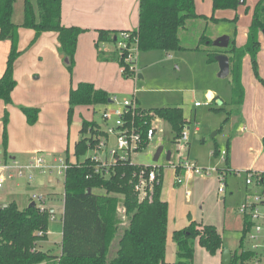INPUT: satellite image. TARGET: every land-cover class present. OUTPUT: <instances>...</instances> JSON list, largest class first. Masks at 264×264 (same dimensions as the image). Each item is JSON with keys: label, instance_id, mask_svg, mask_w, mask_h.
<instances>
[{"label": "trees", "instance_id": "1", "mask_svg": "<svg viewBox=\"0 0 264 264\" xmlns=\"http://www.w3.org/2000/svg\"><path fill=\"white\" fill-rule=\"evenodd\" d=\"M14 2L15 0H0V40L9 42L4 69L0 75V100L5 104L12 102L11 91L16 85L13 71L14 62L21 53L17 47L19 27L34 31L29 46L41 33L55 32L59 43L58 53L70 72L75 65L78 36L85 31L78 26L61 24V0H23L20 23L13 20ZM239 3L240 0H211L213 11L235 10ZM198 17L201 15L195 10L194 0H138V25L136 29L130 30V34L137 36L140 51L154 49L170 52L183 48L179 43V30L185 26L187 20ZM210 19L217 21L213 16ZM225 20L234 25L232 33L229 34L228 46L215 47L216 49L207 55L209 62L217 61L216 56L220 54L229 58L228 76L232 84V93L237 97L238 110L243 100L241 68L245 55H249L253 71L264 85V80L258 77L256 70L257 53L260 48L259 33L264 31V0H257L253 6L244 44L239 46L235 44L237 16ZM119 31L97 29L96 47L100 59L107 60L108 57L104 56L105 51L99 44L114 45L115 36ZM199 40L206 42L207 45H212L213 41L205 34H202ZM113 53H117V50L111 54ZM117 60L122 62L119 58ZM108 100L109 94L105 90L95 88L90 82H79L68 92V116L75 107L103 106ZM19 108L29 125L36 122L39 108L28 106ZM137 110L143 113L144 108L137 106ZM152 110L169 124L172 136L176 139L186 123L183 109L173 106L157 107ZM130 112L127 116L129 122L133 120ZM8 114V110L4 109L1 142L4 155L8 141ZM138 116L135 115L134 124L139 122ZM100 133L103 134L96 121L82 120L79 136L73 148V155L78 162L67 168L63 181L60 252L54 254L41 248V242L47 239L49 231V208L41 211L38 203L30 206L31 201L26 206L19 207L15 199L8 198L4 202L6 205L0 207V264H165L168 207L167 202L161 198L162 183L154 187L151 199L139 201L129 181V175L136 168L135 165L117 163L108 178L95 175L86 177L91 167L86 158L82 161L80 158L85 155L88 146L96 142L93 136ZM262 143L264 148V138ZM218 152L219 149L214 148L213 153ZM7 158L5 156V159ZM66 160L69 161L68 156ZM228 166L227 150L222 167L227 173ZM96 189L103 192L95 191ZM118 195H122L121 203L127 216L120 230L117 228L120 222L117 215ZM248 231L249 222L245 217L242 218L238 247L232 254L230 264H249L253 258L254 254L245 249L242 243ZM115 237L117 248L109 257L110 243ZM171 239L175 243L177 257L173 264H193L196 241L210 254H215L222 248V238L214 225L202 224L199 227V224L190 221V218L185 227L172 232Z\"/></svg>", "mask_w": 264, "mask_h": 264}, {"label": "rangeland", "instance_id": "2", "mask_svg": "<svg viewBox=\"0 0 264 264\" xmlns=\"http://www.w3.org/2000/svg\"><path fill=\"white\" fill-rule=\"evenodd\" d=\"M255 2L256 0H243V3H239L235 10L221 9L212 12L210 0H194L195 10L201 17L187 20L185 26L179 30V43L183 48L170 52L154 49L139 50L136 52L135 72L126 71L125 74H120L118 72V68L121 66L119 60H107L110 62L97 65L91 61L86 53L78 57V62L75 59V65L70 72L61 58L68 75L70 87L74 86L79 78H94L96 83H102L106 86L109 98L116 96L119 100H124L139 97L141 103L148 107L139 106L138 102H136V105L144 108L147 112L149 111L154 117H158V115L152 109L157 107L179 106L183 109L186 121L184 126L188 127L187 144L179 146L174 141L171 128L164 120L161 123L165 129L164 134L155 139L151 146L131 158V162L136 164L161 165L163 170L161 197L166 200L173 198L177 202V207L171 208V215L172 217L175 216V221L168 227L166 247L167 244L172 243V226L182 227L186 222L189 223V219L186 218L187 213H190V221L196 220L205 224H213L221 234L224 249L232 251L231 257L238 247L242 213L237 206L242 202L241 198L245 187L244 166L255 158L258 162L256 167L260 168L258 170H264V152H262L260 146V137L264 134V97L258 99L254 105H252L253 102H248L247 107L252 118L248 124L246 122L243 128H240L238 123L240 117L238 115L242 116L243 119L246 115L244 112L237 113V97L232 93L230 77L220 78L218 76V62L208 61L207 54L220 47L207 45L206 42H200L199 38L202 34L215 39L224 32L232 33L234 25L229 24L224 17H234L236 15L237 22L235 26L238 30L234 37L239 43H244ZM22 6L23 0H15L14 21L22 18ZM211 16L217 18V21L211 20ZM8 47L7 40H0V66L5 65L6 58L4 57L8 52ZM95 60L98 62L103 61L96 56ZM36 62L37 58L35 60L31 59L29 65H34ZM246 63L247 76L250 79L253 78L255 83L259 85V89L264 93V85L255 75L249 56ZM256 70L258 77L264 78V62L257 61ZM139 75L141 77H138ZM210 89L216 92L215 94L222 99V102L218 103L213 100L208 104L194 106L195 101L202 103L207 101V92ZM68 92L69 89L67 99ZM103 106L97 105L89 107L90 109L85 106L75 107L70 116H68L66 108L65 141L67 143L65 149L60 152H36L35 154L45 155L49 163H52L54 158L66 156H68L69 161H74L76 159L73 155L74 141L78 138V129L82 120L89 119L101 124L103 122ZM242 107L241 111H243ZM17 110L20 111V108L17 107ZM10 120L11 115L9 113L7 123L8 140ZM195 127H197V131H195ZM108 142L109 145H113L114 138L110 136ZM159 145L163 146V150L158 160L153 161L154 152ZM214 148H218L219 152L226 148L228 154H230L231 164L235 168V173L228 176L226 183H224L225 188H227L224 200L221 199V194L217 192V186L220 183L217 181L216 172H213L210 176L204 174L184 176L182 183L173 184L174 177L171 165L178 162L179 153L184 158L187 157V159L195 161L199 167L222 168L224 165L222 156L219 152L214 154ZM259 150L262 154L257 157ZM167 151L171 152L170 160H166ZM35 154L33 153V155ZM18 162L24 164L27 161ZM50 175L53 177L51 181L46 180L47 174L45 172H35L34 178L29 181L25 174L20 178L13 179L8 183L6 190H0V202L4 203L12 196L16 199L19 207H24L30 201L35 200L33 195H41L45 205L49 208L52 207L55 212V219L49 223L47 239L41 242V248L58 254L60 252L59 243L61 242L60 217L63 210L64 185L63 177L57 175L56 170ZM38 177L45 178L44 184H39ZM95 191L103 192L101 189ZM118 198L117 215L120 222L117 224V228L120 230L124 226L127 216L124 208H122V195H118ZM242 243L246 249V237ZM116 248L117 237L110 243L109 257L113 255ZM194 248L193 264H222V253L219 251L210 254L198 242H195ZM167 251V254H169V249Z\"/></svg>", "mask_w": 264, "mask_h": 264}, {"label": "crops", "instance_id": "3", "mask_svg": "<svg viewBox=\"0 0 264 264\" xmlns=\"http://www.w3.org/2000/svg\"><path fill=\"white\" fill-rule=\"evenodd\" d=\"M241 1V3H243V0ZM231 18H233V16L224 17V19ZM21 20L22 18L20 20H15V23H20ZM60 22L64 26H78L85 29L84 32L79 34L77 39V45L75 50V59L77 60V62L78 57L82 56L83 53H86L93 63L97 65H102L110 61H116L117 56L116 53L111 54L115 50V44L113 45L109 43H101L99 44V47L101 46L100 48L105 51L104 56L108 57L107 60L110 61L101 59L103 61L98 62L95 60V56L98 57L96 47V40L98 34L97 29H109L118 31L124 29H136L138 25V0H61ZM237 30L238 28L236 27V31ZM223 34H227L229 36L230 41L229 33L224 32ZM17 35V47L21 51V53L14 62L13 73L16 79V85L11 91L12 102L9 104H5L2 100H0V142L3 130L2 116L4 109H7L8 113H10L11 115V120L8 125L9 140L7 141L6 154L4 155L2 149H0V160H4L6 156V158L8 157V159L11 160L28 161L32 156H34L33 153L35 154L36 152L54 153L60 152L65 149V145L67 143L65 141V111L68 107V89H70L71 87H75L79 82H90L93 85H96H94L95 88L103 89L106 92H108V89L102 83H96L94 78H79L78 80H76V84L74 86H69L68 75L65 71V67L61 62V55H59L58 53L57 48L59 43L55 32L47 31L41 33L30 46L29 43L34 37V31L32 29L19 27L17 29ZM259 42L260 48L257 53V61L264 62L263 32L259 33ZM244 43H239L235 37V44L237 46L242 45ZM248 56L249 55H245L243 57L241 68L243 100L237 113L241 114V112H244L246 117L245 119H243L241 118L242 116L238 115L240 117L238 121L240 128H243L246 122L248 124L249 120L252 118L251 113L249 112V108L247 107L248 102H253L252 105H254L256 104L258 99L264 97V93L259 89V85L255 83V80H253V78L250 79L249 76H247L246 74V62ZM4 58H6V56ZM35 58H37V62L34 65L30 66V60H35ZM3 69L4 66H0V75L2 74ZM118 72L121 74L120 68H118ZM261 78L264 80L263 77ZM209 92L211 93L210 95ZM215 93L216 92L210 89L207 92V96H213L215 97L214 101L220 100L222 102V99ZM136 99L139 106L142 105L144 107H148L141 103L139 97H137ZM19 106L39 108L38 117L34 124L29 125L27 123L26 117L23 112L21 110H17V107ZM241 107L243 108V111H241ZM262 135L263 136L260 137V146L262 152H264L262 143L264 134ZM260 152L261 151L259 150L257 153V157L259 154H262ZM257 163V160L254 158L253 160L249 161L244 167L245 169L247 168L258 170L260 168H258V166L256 167ZM228 167L229 173L227 177L230 176L232 173H235V168H233L231 164L230 154ZM227 177L226 181L228 179ZM37 180L39 184H44L45 178L42 179L41 177H38ZM46 180L51 181L52 176L50 174H47ZM226 192L227 188H225V192L221 194L222 200H224ZM245 193L246 187H244V191L241 198L242 200L245 196ZM11 199L15 198L11 196ZM162 199L167 202L168 207V234L169 225L172 222L174 223L175 221V216L172 217L171 215V208L177 207V202L173 198H169L168 200L164 198ZM117 208H119V206H117ZM173 214L175 213L173 212ZM186 218H190V213L186 214ZM194 221L199 225L205 224L196 220ZM187 224L188 223L186 222L182 227L172 226V232L174 230L185 227ZM168 249L170 252L169 254H167ZM223 249L224 246H222V248L218 251L222 253ZM229 251L232 252L231 250ZM175 261L176 246L175 243L172 241V243L167 244L165 250V263L173 264Z\"/></svg>", "mask_w": 264, "mask_h": 264}, {"label": "built area", "instance_id": "4", "mask_svg": "<svg viewBox=\"0 0 264 264\" xmlns=\"http://www.w3.org/2000/svg\"><path fill=\"white\" fill-rule=\"evenodd\" d=\"M137 36L131 35L130 30H120L115 36V48L117 49V59H121L120 72H135L136 52H138ZM214 97L207 96V101L202 103L194 102V106L208 104ZM136 97L131 99L119 100L116 96L109 98L108 103L103 106L102 120L99 124L101 135H94L96 142L89 145L87 152L81 161L86 158L90 164L91 170L86 177L102 176L108 178L114 170L117 163H129L136 168L130 173L129 181L133 193L139 201L151 199L154 193V187L162 181L163 170L158 164H136L131 162V158L140 151L152 145L155 139L164 134L165 129L161 124L164 122L160 116L154 117L149 111L139 112L136 105ZM134 120L135 115H139L137 124L130 122L127 116ZM142 115V117H141ZM197 127H195V131ZM188 127H183L180 135L174 140L180 145L188 143ZM114 138L113 145H109V137ZM178 150V148H177ZM220 155L224 162L227 150H220ZM171 158V157H170ZM170 160V159H169ZM78 160L67 161L66 157L54 158L49 163L43 154H35L26 163H20L16 160H0V190H6L8 183L13 179L26 175L28 181L34 178L35 172L51 174L56 170L57 175L65 177V172L71 164H77ZM173 169L174 184L182 183L184 176L201 175L210 176L216 172L218 194L225 192L224 183L228 173L222 168H202L195 161L184 158L178 154V162L171 165ZM244 183L246 187L245 196L238 206L242 213V218H247L249 222V231L246 234L247 249L254 255L249 264H264V170L245 169ZM53 178V177H52ZM188 193V192H187ZM34 202L38 203L42 211L49 206L41 195H33ZM51 208V207H50ZM49 208V209H50ZM61 218V217H60ZM55 219V212L50 213L49 222ZM61 222V219H60ZM61 225V223H60Z\"/></svg>", "mask_w": 264, "mask_h": 264}, {"label": "water", "instance_id": "5", "mask_svg": "<svg viewBox=\"0 0 264 264\" xmlns=\"http://www.w3.org/2000/svg\"><path fill=\"white\" fill-rule=\"evenodd\" d=\"M242 1L240 0V3ZM229 43V36L227 34H223L220 35L218 37H216L213 41H212V45L216 46V47H221V48H225L228 46ZM217 62H218V66H219V72H218V76L220 78H225L228 76L229 74V58L224 55V54H220L216 56ZM138 77H141V75H139ZM216 102L221 103L220 100H216ZM163 150V146L159 145L153 155V161L158 160L161 152ZM171 157V152L167 151L166 152V160H169ZM89 191V190H88ZM35 202L31 201L30 202V206H34ZM6 203H0V207L5 206ZM50 213L53 212V208L51 207L50 209ZM231 262V252L228 249H223L222 250V254H221V263L222 264H230Z\"/></svg>", "mask_w": 264, "mask_h": 264}]
</instances>
